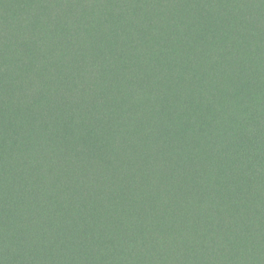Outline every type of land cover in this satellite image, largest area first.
Segmentation results:
<instances>
[{
	"label": "trees",
	"instance_id": "obj_1",
	"mask_svg": "<svg viewBox=\"0 0 264 264\" xmlns=\"http://www.w3.org/2000/svg\"><path fill=\"white\" fill-rule=\"evenodd\" d=\"M199 1L0 0V118L36 129L0 264H264V0Z\"/></svg>",
	"mask_w": 264,
	"mask_h": 264
},
{
	"label": "rangeland",
	"instance_id": "obj_2",
	"mask_svg": "<svg viewBox=\"0 0 264 264\" xmlns=\"http://www.w3.org/2000/svg\"><path fill=\"white\" fill-rule=\"evenodd\" d=\"M190 2H188V7L192 10H198L199 12H204L205 16L207 15V18H213L214 17V10L212 9L213 5H209L206 7H202L200 5V1L199 0H188ZM231 4V0H219L217 3H215V6L218 8L219 6L221 8H229ZM51 9V8H50ZM223 9V10H224ZM33 41H37V38L33 39ZM146 43L148 45H150L147 41ZM146 48H149L148 46H145ZM9 57H5V60H9ZM120 87H124L125 85H122V83L119 84ZM174 87H175V83H172L171 86H169V93L172 94L174 91ZM58 112V110H57ZM7 121L3 122L0 118V127H6L5 130L8 132L6 133V135L1 136V140H0V152L2 150H6L8 149V147H4L7 144H13L12 148L13 150H15L16 153L19 154H31L33 151V148L31 146L30 143H28L29 139L32 138V136L35 134V130L36 129H31L29 127H13L10 123V120L12 119L11 116H8V118H6ZM211 119V113L208 112L205 116V120H209ZM177 121H180L179 118ZM200 125V123L198 122V120L195 119V114L194 113H189L187 116V128H191V127H198ZM34 131V132H33ZM33 132V133H32ZM26 133V135H25ZM4 147V148H3Z\"/></svg>",
	"mask_w": 264,
	"mask_h": 264
}]
</instances>
